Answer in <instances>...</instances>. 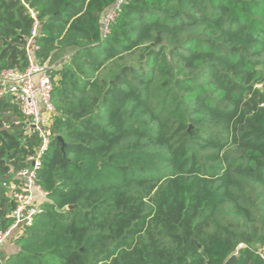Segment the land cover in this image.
<instances>
[{"label":"trees","instance_id":"trees-1","mask_svg":"<svg viewBox=\"0 0 264 264\" xmlns=\"http://www.w3.org/2000/svg\"><path fill=\"white\" fill-rule=\"evenodd\" d=\"M35 22V62L67 53L48 196L1 264H264V0H0V71L26 69ZM39 144L0 100V231Z\"/></svg>","mask_w":264,"mask_h":264},{"label":"built area","instance_id":"built-area-1","mask_svg":"<svg viewBox=\"0 0 264 264\" xmlns=\"http://www.w3.org/2000/svg\"><path fill=\"white\" fill-rule=\"evenodd\" d=\"M119 11V2L103 16L102 34L108 33L109 24ZM33 16V14L31 13ZM39 24L35 22L31 30L28 45L29 64L23 71H0V100L13 96L18 111L27 125L34 130L40 140L37 152L26 158L29 166L14 173V182L4 187L15 201L14 209L8 218L11 223L4 231H0V249L7 242H14L26 228L32 226L36 217L43 213V204L48 194L36 182L41 167V157L47 151L53 123L54 107L51 102L52 82L49 71L51 64L40 65L31 57L32 39L36 37ZM0 260V264L2 261Z\"/></svg>","mask_w":264,"mask_h":264},{"label":"crops","instance_id":"crops-1","mask_svg":"<svg viewBox=\"0 0 264 264\" xmlns=\"http://www.w3.org/2000/svg\"><path fill=\"white\" fill-rule=\"evenodd\" d=\"M67 57H65L62 61V64L65 62ZM51 64V63H50ZM61 64V65H62ZM60 64H51L52 67L58 68L61 66ZM12 243V242H11ZM7 242L1 249H0V260H4L6 257L14 254L17 251V248L13 246V243Z\"/></svg>","mask_w":264,"mask_h":264},{"label":"rangeland","instance_id":"rangeland-1","mask_svg":"<svg viewBox=\"0 0 264 264\" xmlns=\"http://www.w3.org/2000/svg\"><path fill=\"white\" fill-rule=\"evenodd\" d=\"M67 56V53H66V51L65 50H63V51H60V52H57L56 54H54L53 55V59H52V62H51V64H53V65H55V64H62V60L65 58ZM12 244V243H11ZM13 246L15 247V248H17L16 246H15V244L13 243Z\"/></svg>","mask_w":264,"mask_h":264},{"label":"water","instance_id":"water-1","mask_svg":"<svg viewBox=\"0 0 264 264\" xmlns=\"http://www.w3.org/2000/svg\"><path fill=\"white\" fill-rule=\"evenodd\" d=\"M57 139H58L59 141H61V142H62V139H61L60 137H58ZM62 149H63V148H62Z\"/></svg>","mask_w":264,"mask_h":264}]
</instances>
